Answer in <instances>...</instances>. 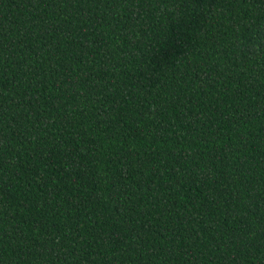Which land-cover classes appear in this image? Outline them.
<instances>
[{"label": "trees", "instance_id": "trees-1", "mask_svg": "<svg viewBox=\"0 0 264 264\" xmlns=\"http://www.w3.org/2000/svg\"><path fill=\"white\" fill-rule=\"evenodd\" d=\"M0 264H264V0H0Z\"/></svg>", "mask_w": 264, "mask_h": 264}]
</instances>
